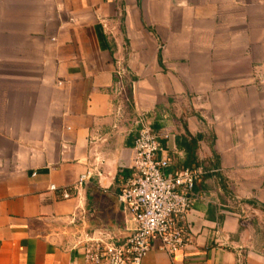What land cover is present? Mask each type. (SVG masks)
<instances>
[{
	"label": "crops",
	"instance_id": "crops-1",
	"mask_svg": "<svg viewBox=\"0 0 264 264\" xmlns=\"http://www.w3.org/2000/svg\"><path fill=\"white\" fill-rule=\"evenodd\" d=\"M139 111L164 173L199 171L189 240L142 264H241L239 207L264 209V0H0V264H85L79 241L133 228Z\"/></svg>",
	"mask_w": 264,
	"mask_h": 264
},
{
	"label": "built area",
	"instance_id": "built-area-1",
	"mask_svg": "<svg viewBox=\"0 0 264 264\" xmlns=\"http://www.w3.org/2000/svg\"><path fill=\"white\" fill-rule=\"evenodd\" d=\"M126 71L115 69L111 93L121 99L126 94L124 76ZM118 107V115H121ZM136 124L134 140L133 175L117 194L124 210L130 212L134 226L122 238L114 234L86 237L75 247L81 251L85 264H142L143 258L158 242L157 247L169 254L182 248L189 240L188 227L183 223L190 209L191 194L199 171L182 168L165 174L168 159L159 156L163 151L158 135L148 125L145 112H137L133 117ZM93 174L100 175L97 167L79 174L69 185L52 188L60 199H68L79 194L83 184ZM78 215L71 214V223ZM84 211L79 220L84 222Z\"/></svg>",
	"mask_w": 264,
	"mask_h": 264
},
{
	"label": "rangeland",
	"instance_id": "rangeland-1",
	"mask_svg": "<svg viewBox=\"0 0 264 264\" xmlns=\"http://www.w3.org/2000/svg\"><path fill=\"white\" fill-rule=\"evenodd\" d=\"M241 220V264H264V209L244 203L238 210Z\"/></svg>",
	"mask_w": 264,
	"mask_h": 264
},
{
	"label": "trees",
	"instance_id": "trees-1",
	"mask_svg": "<svg viewBox=\"0 0 264 264\" xmlns=\"http://www.w3.org/2000/svg\"><path fill=\"white\" fill-rule=\"evenodd\" d=\"M198 137H201V135H198Z\"/></svg>",
	"mask_w": 264,
	"mask_h": 264
}]
</instances>
